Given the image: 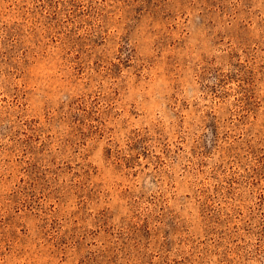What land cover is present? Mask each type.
I'll return each instance as SVG.
<instances>
[{"label":"rangeland","instance_id":"1","mask_svg":"<svg viewBox=\"0 0 264 264\" xmlns=\"http://www.w3.org/2000/svg\"><path fill=\"white\" fill-rule=\"evenodd\" d=\"M0 264H264V0H0Z\"/></svg>","mask_w":264,"mask_h":264}]
</instances>
